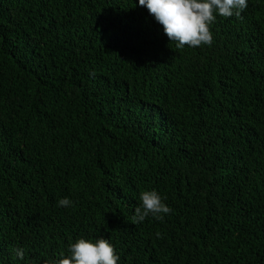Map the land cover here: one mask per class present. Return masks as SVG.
Wrapping results in <instances>:
<instances>
[{
    "label": "trees",
    "instance_id": "obj_1",
    "mask_svg": "<svg viewBox=\"0 0 264 264\" xmlns=\"http://www.w3.org/2000/svg\"><path fill=\"white\" fill-rule=\"evenodd\" d=\"M247 3L177 48L138 0H0V264L79 238L117 264H264V0ZM152 190L171 213L134 223Z\"/></svg>",
    "mask_w": 264,
    "mask_h": 264
},
{
    "label": "clouds",
    "instance_id": "obj_2",
    "mask_svg": "<svg viewBox=\"0 0 264 264\" xmlns=\"http://www.w3.org/2000/svg\"><path fill=\"white\" fill-rule=\"evenodd\" d=\"M138 4L146 7L156 22L163 26L165 35L177 48L185 45L198 47L211 45L213 35L210 25L216 15L228 18L239 17L248 7L247 0H138ZM141 204L134 209L133 222L141 223L151 215L156 220H163L164 215L172 209L155 191L140 193ZM58 206L70 207L72 201L67 197L58 201ZM160 233H157V237ZM69 255L59 253L58 259H49L44 264H117L119 256L107 239L100 238L94 243L84 238L77 239L69 246ZM15 256L23 260L24 250L14 249Z\"/></svg>",
    "mask_w": 264,
    "mask_h": 264
}]
</instances>
